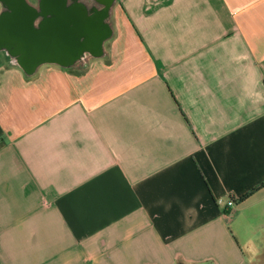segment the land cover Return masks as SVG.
Wrapping results in <instances>:
<instances>
[{"label":"crops","instance_id":"obj_1","mask_svg":"<svg viewBox=\"0 0 264 264\" xmlns=\"http://www.w3.org/2000/svg\"><path fill=\"white\" fill-rule=\"evenodd\" d=\"M27 1L38 62L0 51V264H256L264 0H115L84 67Z\"/></svg>","mask_w":264,"mask_h":264},{"label":"water","instance_id":"obj_2","mask_svg":"<svg viewBox=\"0 0 264 264\" xmlns=\"http://www.w3.org/2000/svg\"><path fill=\"white\" fill-rule=\"evenodd\" d=\"M114 3L115 0H40V6L48 7L41 14L61 15L46 20L39 34L52 36L58 23L66 55L59 62L84 67L89 58L105 55V43L113 35L111 13ZM0 4V51L20 55L16 62L32 72L38 60L26 57L25 29L32 28L33 16L40 13L27 0H0ZM57 7L61 8V12H57Z\"/></svg>","mask_w":264,"mask_h":264},{"label":"rangeland","instance_id":"obj_3","mask_svg":"<svg viewBox=\"0 0 264 264\" xmlns=\"http://www.w3.org/2000/svg\"><path fill=\"white\" fill-rule=\"evenodd\" d=\"M242 246L244 248L245 254L247 256H249L251 254V252H249V246L247 244H245L243 240H242ZM256 264H264V251H262V253L260 254Z\"/></svg>","mask_w":264,"mask_h":264},{"label":"trees","instance_id":"obj_4","mask_svg":"<svg viewBox=\"0 0 264 264\" xmlns=\"http://www.w3.org/2000/svg\"><path fill=\"white\" fill-rule=\"evenodd\" d=\"M254 190H255V188L252 189L251 191H249L248 193H245V194L241 195L239 197V201L243 202V201L247 200L251 196V194L253 193Z\"/></svg>","mask_w":264,"mask_h":264},{"label":"built area","instance_id":"obj_5","mask_svg":"<svg viewBox=\"0 0 264 264\" xmlns=\"http://www.w3.org/2000/svg\"><path fill=\"white\" fill-rule=\"evenodd\" d=\"M234 204V200L232 198H230L228 201H227V205L229 206H232Z\"/></svg>","mask_w":264,"mask_h":264},{"label":"clouds","instance_id":"obj_6","mask_svg":"<svg viewBox=\"0 0 264 264\" xmlns=\"http://www.w3.org/2000/svg\"><path fill=\"white\" fill-rule=\"evenodd\" d=\"M0 10H2V8H0Z\"/></svg>","mask_w":264,"mask_h":264}]
</instances>
